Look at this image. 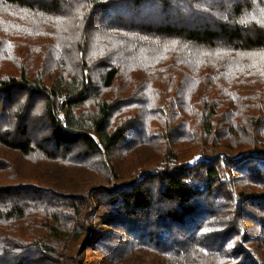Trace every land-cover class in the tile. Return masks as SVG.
Here are the masks:
<instances>
[{
	"label": "trees",
	"instance_id": "16d2710c",
	"mask_svg": "<svg viewBox=\"0 0 264 264\" xmlns=\"http://www.w3.org/2000/svg\"><path fill=\"white\" fill-rule=\"evenodd\" d=\"M0 6V264H264V0Z\"/></svg>",
	"mask_w": 264,
	"mask_h": 264
},
{
	"label": "rangeland",
	"instance_id": "374dc122",
	"mask_svg": "<svg viewBox=\"0 0 264 264\" xmlns=\"http://www.w3.org/2000/svg\"><path fill=\"white\" fill-rule=\"evenodd\" d=\"M1 8L2 7L0 6V13L2 11ZM5 12L4 13L7 15H4L1 13L0 19L3 18V20L5 21L4 24L7 27L4 28V26L2 24H0V37H2L3 39H6V40H10L11 42H13L12 40H15L16 38H18V40H19L18 43L20 44L17 47L18 55L24 61L18 59L16 56L13 57V56H9V55L0 54V74H5V73H9V72H16L17 68L19 67L20 62L25 63L27 66V69L31 71L33 69V67L36 65V63L40 61L42 53L37 51L38 53L37 52L33 53L32 55H30V58H27L28 53L25 51H27V48H29V45H36V44L38 45L39 44V45L44 47L45 42H52L53 38H52V36L47 34L45 31H42L43 30L42 23H40L39 21H36V20L31 21L33 24V29L31 31L30 30H29V32L18 31L17 30L18 29L17 22L21 23L22 21H24L23 18L20 21H18L17 19H19V17H16V15L11 17V15L13 14L12 10H9V11L7 10ZM67 29H68V25H67ZM54 34H55V44L56 45H60L61 43H63V41H65V38H62L57 32L54 31ZM69 35L70 34H68V38H69ZM68 38H67V40H68ZM11 42H8V43H11ZM20 47H24V48L19 49ZM171 55H172V53L169 50L165 49L164 51H162L160 54L157 55L156 60L157 61L169 60ZM263 56H264V53H262V52H260L257 57L247 56L246 60H247L248 64H246V67L247 68H254V69L264 67V64L262 62H259V58L263 57ZM47 74L48 73L46 71H44V76L45 75L47 76ZM132 76H134V74ZM121 78H120V80L118 79V81L116 82L117 83L116 87H119V88L114 91V95L119 93L120 87L123 88L120 92L128 93L130 91V89L132 90L134 88V86L137 84V82L134 84H133V82L130 83L127 79H125L123 82H121ZM174 79H176V77ZM185 94L191 95L192 91L190 89L188 90V88H187V90L185 91ZM112 95H113V93H111V92L108 93V96L111 97ZM165 161H167V160L161 161L160 165L164 164ZM168 162H173V160L172 161L168 160ZM30 169H29V160H25L24 171H25L26 175L29 173Z\"/></svg>",
	"mask_w": 264,
	"mask_h": 264
}]
</instances>
